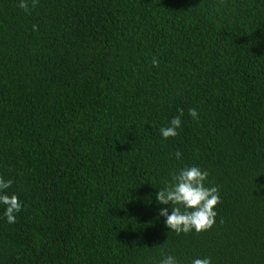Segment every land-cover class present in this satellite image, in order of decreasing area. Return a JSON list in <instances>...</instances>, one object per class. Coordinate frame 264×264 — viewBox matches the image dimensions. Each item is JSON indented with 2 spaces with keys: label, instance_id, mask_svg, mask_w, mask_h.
Instances as JSON below:
<instances>
[{
  "label": "trees",
  "instance_id": "obj_1",
  "mask_svg": "<svg viewBox=\"0 0 264 264\" xmlns=\"http://www.w3.org/2000/svg\"><path fill=\"white\" fill-rule=\"evenodd\" d=\"M27 2L0 0V264H264V0ZM185 165L219 203L178 235L155 193Z\"/></svg>",
  "mask_w": 264,
  "mask_h": 264
},
{
  "label": "clouds",
  "instance_id": "obj_2",
  "mask_svg": "<svg viewBox=\"0 0 264 264\" xmlns=\"http://www.w3.org/2000/svg\"><path fill=\"white\" fill-rule=\"evenodd\" d=\"M35 0H33V6ZM18 7L28 11L27 0H19ZM35 29V26H34ZM152 67H158V60L153 57ZM182 112L174 116L167 125L159 129L162 140H167L178 135L181 128ZM189 115L197 116L195 109H189ZM176 160L182 158V153H174ZM208 172L196 165H185L169 173L170 179L164 186L158 188L155 200L159 207L156 215L163 219L164 226L176 234H188L195 231L199 233L212 227L216 217L215 206L219 203V193L215 186H207ZM12 180L0 177V206H3V218L9 224L15 223L16 214L21 211V202L15 193L7 190L11 187ZM158 264H180L173 255L163 256ZM191 264H211L208 257L193 258Z\"/></svg>",
  "mask_w": 264,
  "mask_h": 264
}]
</instances>
